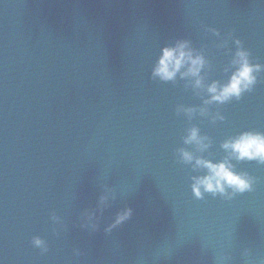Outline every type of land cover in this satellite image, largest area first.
I'll return each mask as SVG.
<instances>
[{
    "label": "water",
    "instance_id": "water-1",
    "mask_svg": "<svg viewBox=\"0 0 264 264\" xmlns=\"http://www.w3.org/2000/svg\"><path fill=\"white\" fill-rule=\"evenodd\" d=\"M205 28L264 64V0H0V264H264V166L236 164L252 192L196 200L176 158L193 125L215 160L226 138L264 132V73L215 125L176 115L201 104L183 82L151 79L176 39L205 49L209 82L227 79L231 57ZM104 186L116 199L96 232L82 229ZM125 207L132 218L106 233Z\"/></svg>",
    "mask_w": 264,
    "mask_h": 264
},
{
    "label": "clouds",
    "instance_id": "clouds-1",
    "mask_svg": "<svg viewBox=\"0 0 264 264\" xmlns=\"http://www.w3.org/2000/svg\"><path fill=\"white\" fill-rule=\"evenodd\" d=\"M205 31L216 37L220 41L216 47L227 50L226 55L231 57L223 68L227 79L209 82V73L213 66L207 57V52L204 48H195L189 39H176L160 48L151 68V79L173 85L183 82V88L186 91L190 90L194 96L198 97L201 104L197 107L177 105L176 115L185 117L189 122L200 117L215 125L225 120L219 110L220 106L232 101H240L246 93L254 90L259 82L258 78L261 73H264V64L254 63L251 52L245 49L242 41L235 38L232 33L222 37L215 28H205ZM229 40L235 47L234 52L228 47ZM214 105L217 110L212 112L211 108ZM182 142L185 147L176 150V158L178 163L190 167L195 173L190 176V187L196 200H203L206 195H209L213 198L219 197L231 201L238 195L254 190L257 179L247 172L237 171L236 164L255 162L264 166V132L243 131L226 138L220 144L224 155L219 160H215L209 152L213 143L212 139L208 135H202L197 126L187 128ZM115 199L116 195L113 190L104 186L96 201V206L83 212L80 227L96 232L100 215L110 207ZM132 216V208L121 209L116 213L112 222L104 228V231L111 233L129 221ZM50 219L54 225L63 227L61 218L55 213ZM53 231L54 234L59 235L58 229L54 228ZM31 244L40 250L41 255L49 250L47 242L39 236L33 237ZM74 253L80 255L77 250H74ZM228 259V257H222V262Z\"/></svg>",
    "mask_w": 264,
    "mask_h": 264
}]
</instances>
